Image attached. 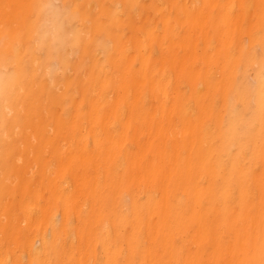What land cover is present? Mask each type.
Listing matches in <instances>:
<instances>
[{
	"label": "bare ground",
	"instance_id": "6f19581e",
	"mask_svg": "<svg viewBox=\"0 0 264 264\" xmlns=\"http://www.w3.org/2000/svg\"><path fill=\"white\" fill-rule=\"evenodd\" d=\"M37 1L0 11V264H264V0Z\"/></svg>",
	"mask_w": 264,
	"mask_h": 264
},
{
	"label": "rangeland",
	"instance_id": "374dc122",
	"mask_svg": "<svg viewBox=\"0 0 264 264\" xmlns=\"http://www.w3.org/2000/svg\"><path fill=\"white\" fill-rule=\"evenodd\" d=\"M30 0H3V3L5 2V4H7V6L6 7H4V8H0V11H1V9L3 10L4 9V11H3V13H4V15H6V17H7V21H8V23L7 24H9V18L11 17V16H14V14H15V12H16V10H17V3H19V8L20 9H18L17 10V12L20 10L21 12H20V15L22 14V16H23V13H24V11H26V13L27 12H29V13H31L32 11H33V8H34V6L36 5L35 3H36V0H31L30 2H29ZM32 2H34V3H32ZM45 3V0H43L42 1V4H44ZM12 7V10L14 11V14L13 15H9V13H10V11H11V9H10V7H9V5ZM37 4H40L41 5V3L39 2V0L37 1ZM1 5V4H0ZM9 7V8H8ZM6 8H8V9H10V11H5V10H7ZM6 13V14H5ZM8 13V14H7ZM28 14V13H27ZM5 17V16H4ZM5 17V18H6ZM24 17V16H23ZM12 18V17H11ZM14 19V18H13ZM12 19V20H13ZM23 19V18H22ZM21 20V19H20ZM25 20V19H24ZM23 20V21H24ZM10 21H11V19H10ZM12 24V23H11ZM14 24V23H13ZM12 24V25H13ZM5 26V25H4ZM9 26H10V24H9ZM15 26V25H14ZM24 26V25H23ZM7 27H8V25H7ZM24 28H26V25H25V27H23V29ZM14 29V28H13ZM12 29V30H13ZM9 30H10V32L12 31L11 30V28H9ZM8 31V30H7ZM24 31H25V29H24ZM13 32V31H12ZM26 32V31H25ZM11 34V33H10ZM26 36V35H25ZM22 39V38H21ZM39 42V40H38V35L36 34V33H34L32 36H31V38L29 39L27 36H26V38H24L23 39V45L22 44H20L21 45V47L19 48V50H17L16 52H13V55H14V57L12 58V60H14L15 61V63L13 64V63H10L9 65H8V68L10 69V70H19V68H22L23 70H24V68L23 67H25V69L28 71V69H29V67H30V65H32V62L30 61V52H31V48L33 47V45H34V43L33 42ZM18 54H21L22 55V58H19V56H18ZM7 88H9L8 86H7ZM21 93H23L24 92V90L22 89L21 91H20ZM9 108L11 109V111H10V116H12L13 114H14V112H15V110H14V108H13V105L12 104H10V106H9ZM22 116L23 117H25V114L23 115V111H22ZM21 127H17L16 128V130L18 131V130H20L21 131V129H20ZM20 145H22V142L21 141H19V146ZM24 147V146H23ZM21 159V160H20ZM19 160V163L20 164H23V157L21 156V158H20Z\"/></svg>",
	"mask_w": 264,
	"mask_h": 264
}]
</instances>
